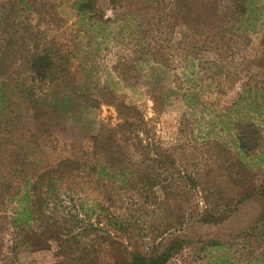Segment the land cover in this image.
Returning a JSON list of instances; mask_svg holds the SVG:
<instances>
[{"label":"rangeland","instance_id":"374dc122","mask_svg":"<svg viewBox=\"0 0 264 264\" xmlns=\"http://www.w3.org/2000/svg\"><path fill=\"white\" fill-rule=\"evenodd\" d=\"M86 1L0 0L5 113L31 98L32 156L67 161L46 241L21 246L16 204L0 205V264H116L120 245L151 256L174 238L167 264H264V0L249 29L232 28L235 0H94L82 13ZM36 53L68 82H34ZM67 97L88 108L63 112ZM101 135L124 174L101 173ZM68 231L71 251L56 240Z\"/></svg>","mask_w":264,"mask_h":264},{"label":"trees","instance_id":"16d2710c","mask_svg":"<svg viewBox=\"0 0 264 264\" xmlns=\"http://www.w3.org/2000/svg\"><path fill=\"white\" fill-rule=\"evenodd\" d=\"M93 1L94 0H87L79 4L78 9L80 12L84 13L88 10H92ZM255 1L256 0H235L230 3L231 5L227 8V11L230 12L231 18H229V20L231 19L233 23L232 28H240V23H242V25L247 24L248 29L253 26V22L257 20L256 16L254 17L256 8ZM195 59L197 58L193 57V60ZM31 68L33 72L39 76L32 77L34 82H39L40 84H60L63 80H66L65 77L63 79V77H52L49 75L51 71L55 70V62L50 56L47 57L36 53V57L33 56L31 60ZM7 88V84L0 83V205H7V203L16 204L12 217V224L19 229L18 235L20 236V245L32 246V244H35V242H38L41 238L45 239V237H48V234L51 233L49 230L51 226V217L46 211L48 210L47 207L49 204L53 202L52 199L56 198L59 200V197L56 195L58 192L57 185L65 180L66 175H64V170L67 166V161H63L56 166H49L45 164L42 159H39L42 153H39L37 157L32 156L35 150H33V147H31L28 140L25 138L26 128L22 126L21 121H23L22 111L25 109L28 110L29 107L27 108V106L33 102L31 98L27 96L24 97V103L20 105L19 117L17 119L9 117L5 113V110L10 108V106L6 107L5 95L8 93ZM27 90L28 95L34 96V90L30 88ZM22 94H25L24 91H22ZM156 101L157 99L155 98V103ZM78 105L88 108L86 104H73L71 97H67L60 107L63 112L68 113L71 111L72 106ZM115 105L117 109L123 110V115L124 113H128L126 111L130 112L131 110H135L126 103L117 102ZM17 108L19 110V107ZM14 138H19L20 140L15 142ZM239 140L240 148L246 150L248 146L245 144L243 138L239 137ZM96 141L95 152L99 156L101 154L105 156L101 173H105L106 176H110V178L115 176V174L112 175L113 171L119 175L124 174V170L118 167L119 162L113 157V143H103L102 135L97 138ZM109 170L110 173L107 172ZM204 218L203 221L207 222V220H212L214 215L211 216L207 212ZM215 221L217 220L215 219ZM34 223H37L40 229L39 233L34 234L33 230L30 229ZM53 223L56 222L53 221ZM117 226L119 229H123L124 227L121 222L117 223ZM57 230L60 231L61 229L57 228ZM67 234H70L67 238L60 236V238L56 240L61 242L62 247L69 248V251H71L70 248L75 243H79L77 240L78 234H72L71 231H68ZM56 236V234L51 235L52 238ZM46 239L44 241H46ZM183 243V240L174 238L160 254L151 256L137 250L129 251L126 247L120 245L124 249H121L123 256H117L115 258V263L167 264L171 258L183 248ZM154 247L157 248L158 246ZM82 261L83 264H85L84 259H82Z\"/></svg>","mask_w":264,"mask_h":264}]
</instances>
